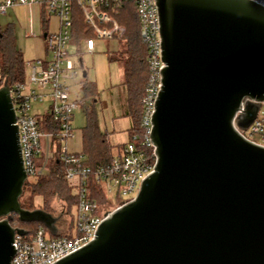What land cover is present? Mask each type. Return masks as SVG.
<instances>
[{
	"label": "water",
	"instance_id": "water-1",
	"mask_svg": "<svg viewBox=\"0 0 264 264\" xmlns=\"http://www.w3.org/2000/svg\"><path fill=\"white\" fill-rule=\"evenodd\" d=\"M162 88L154 172L95 238L56 264H264V147L246 130L264 101V7L251 0H156ZM86 77V73H84ZM247 101V102H246ZM24 168L10 85L0 88V264L12 215L57 235L60 217L22 209Z\"/></svg>",
	"mask_w": 264,
	"mask_h": 264
},
{
	"label": "built area",
	"instance_id": "built-area-1",
	"mask_svg": "<svg viewBox=\"0 0 264 264\" xmlns=\"http://www.w3.org/2000/svg\"><path fill=\"white\" fill-rule=\"evenodd\" d=\"M114 1L131 2L136 5L141 25L140 35L147 49L150 75L141 120L143 135L141 139L135 136L132 142L118 149L115 160L110 165L100 166L94 170L84 168L81 164L71 168L66 177L77 185L79 203L75 206L73 217L66 215L64 207H61V212L71 217V222L66 219L57 223L56 236L45 227H40L33 236L16 235L14 239L16 253L11 264H56L86 246L95 238L100 224L116 209L132 201L145 178L154 172L156 154L155 147L151 143V119L155 111L156 99L162 88L161 68L165 67L162 59L158 7L156 0H77V7L87 30L94 35V38L85 42V48L90 54L95 52L96 39H113L115 35L121 33L117 16L112 12L111 3ZM251 1L264 7V0ZM30 3H39L42 6L43 2L2 0L0 14H3L7 8ZM45 5L51 19L58 20L57 29L43 35L46 51L49 56L53 55V59L51 61L39 59L32 62V75L27 77L24 83L10 88L28 179L30 177L36 179L43 175L48 159L54 154L57 153L60 160L68 158V146H63L61 143H67L73 138L72 122L79 109L85 110L83 100H70L71 94L66 82L67 79H77L79 73L68 50L72 46L71 5L67 0H45ZM43 92L47 93L52 101L47 113H50L60 125L57 135L54 132H43L37 116L32 112L33 105L44 100ZM247 101L261 104L256 118L246 130L236 124V118L244 110L243 103L241 111L234 120L235 129L246 140L264 147V101L256 102L250 99ZM42 138L45 140V154L41 150ZM53 140L60 142L59 150H51ZM42 155L45 158L43 163L40 161ZM79 162L73 159V163ZM91 177L105 192L109 204H101L91 196V190L88 188Z\"/></svg>",
	"mask_w": 264,
	"mask_h": 264
},
{
	"label": "trees",
	"instance_id": "trees-1",
	"mask_svg": "<svg viewBox=\"0 0 264 264\" xmlns=\"http://www.w3.org/2000/svg\"><path fill=\"white\" fill-rule=\"evenodd\" d=\"M41 6V28L44 35L49 31L50 15L46 9L45 0ZM71 5V36L72 45L78 52L85 46L88 39L94 38V35L87 30L81 12L77 7V0H67ZM112 4V12L117 16L121 33L115 35L113 40L123 44L111 61L119 63L123 68V81L114 85L112 88L121 87L126 94V112L124 118L130 120L128 129V142L114 145L111 137L114 132L104 133L99 128L96 104L100 102V94L97 84L90 82L86 77L83 80L85 102L86 124L81 129L82 150L77 153H68L65 160L58 159L57 153L46 163V170L43 175L37 177L33 182H27L24 187L23 195L20 198L22 209L26 211L44 210L48 213H55L56 208L53 205L58 200L65 209V214L71 216L72 210L79 203L77 194V185L67 179L68 171L81 164L84 168L92 170L100 166H107L113 163L118 149L124 147L127 143L132 142L137 136L141 139L143 129L141 120L144 111V99L146 97L149 82V64L147 61V49L144 44L140 31L141 25L137 16V8L131 2H115ZM26 65L22 50L17 45L16 29L13 24L3 27L0 22V88L5 81L9 82L10 88L24 83L26 81ZM40 128L43 132L60 131L59 122L55 121L50 113L37 117ZM152 154V159H153ZM41 156V160H44ZM77 159L79 163H73ZM40 164V163H39ZM91 190V196L99 203L109 204L105 192L97 185L95 179L90 178L88 186ZM93 193V194H92ZM36 198L41 202L37 205ZM11 226L15 229L24 230L28 236H33L40 227V223L21 222L18 215L13 214Z\"/></svg>",
	"mask_w": 264,
	"mask_h": 264
},
{
	"label": "rangeland",
	"instance_id": "rangeland-1",
	"mask_svg": "<svg viewBox=\"0 0 264 264\" xmlns=\"http://www.w3.org/2000/svg\"><path fill=\"white\" fill-rule=\"evenodd\" d=\"M11 10L7 13L10 15ZM11 18V17H10ZM10 21L5 20V16L0 15V22L3 27H6L10 22L15 26V18L9 19ZM14 20V21H13ZM16 39L18 43V47L23 49L24 58L27 62L26 66V77L32 75V61L36 59H32L30 55L33 54L34 46L31 43L26 41L25 35L21 34V32H17ZM123 44L120 42V46L118 41L113 39H96V50L94 54H89L85 46L81 49V52H78L75 46L69 47V52L72 57L71 60L76 67L78 73V78L74 80L68 81V87L70 89L71 101H81L84 97L83 91V80L85 79L84 73H86V78L90 82H95L98 87V91L100 94V102L96 104V110L98 115V123L99 128L104 133H110L109 131H115V133L111 137V142L114 145L124 144L129 140L128 137V129L130 128V120L124 118L123 115L126 112V103L124 99L125 90L122 88L119 91H115L116 94L120 95L122 98L119 102V98L115 95V93H111L116 96V116L115 119L111 118L108 115V112L104 109L103 103L108 102V99H112L110 97V89L112 86L119 84L123 81V68L122 66L114 61H111V57H114L119 49H122ZM53 59V55L48 57V60L51 61ZM44 100L41 103H35L32 108V112L37 117L46 114L49 111V107L52 105V101L47 93L43 92ZM121 105V107H120ZM122 114V115H121ZM114 122V123H113ZM112 123V125H111ZM86 124V114L84 108L78 110L75 115V118L72 122L74 131L73 138L69 139L66 142H62L61 144L68 146V153H77L82 150V136L81 129ZM59 143L53 140V145L51 150L56 151L59 150ZM41 150L45 154V140L41 139ZM35 181V178L30 177L28 182ZM41 202L40 198H36V204L38 205ZM56 208V212L52 213L57 217V214L61 212L62 204L56 200L53 204ZM75 209L72 210L71 217L74 216ZM59 216V215H58ZM71 217H68V222H71Z\"/></svg>",
	"mask_w": 264,
	"mask_h": 264
},
{
	"label": "crops",
	"instance_id": "crops-1",
	"mask_svg": "<svg viewBox=\"0 0 264 264\" xmlns=\"http://www.w3.org/2000/svg\"><path fill=\"white\" fill-rule=\"evenodd\" d=\"M1 1L2 0H0V4H1ZM9 10H11L10 15L7 13ZM0 15L5 16L6 21H10L9 19L15 18L14 24H15V29H16V36H18L17 32H21L22 35L23 34L25 35L27 42H29V43H31V41L33 42L32 45L34 46V51H33V54L30 55V57L32 59H36V60L48 59L49 55L46 51L45 41H44V37L42 34V28H41V6L39 3H30L27 5H17L14 7H10V8H7L3 14H0ZM10 24H12V23L10 22ZM57 27H58V20L55 18L50 19L49 31L50 32L55 31L57 29ZM17 45H18V43H17ZM20 49L23 52V49L22 48H20ZM92 54H94V53H92ZM23 55H24V53H23ZM36 60H34V61H36ZM34 61H32V62H34ZM69 80L70 79L66 80L67 85H68ZM116 85H118V84H116ZM121 89H122L121 87L111 88L109 91H110V95H111L110 97H112V99H108V102H104L102 104L104 109L108 112L110 120L113 117H114L113 119H115V117H118L115 114L116 107H117L116 96L119 98V102H120L122 97L120 95L116 94L115 91H119ZM69 91H70V89H69ZM113 92L115 93L116 96L111 94ZM70 98H71V95H70ZM124 99H125V103H126L125 92H124ZM120 107H121V105H120ZM111 125H112V123H111ZM109 132L115 133V131H112V130Z\"/></svg>",
	"mask_w": 264,
	"mask_h": 264
},
{
	"label": "flooded vegetation",
	"instance_id": "flooded-vegetation-1",
	"mask_svg": "<svg viewBox=\"0 0 264 264\" xmlns=\"http://www.w3.org/2000/svg\"><path fill=\"white\" fill-rule=\"evenodd\" d=\"M58 215H59V217H60V220H59L60 223L63 222V220L68 219V217L65 216V215L63 214V212H60L59 214H57V216H58Z\"/></svg>",
	"mask_w": 264,
	"mask_h": 264
}]
</instances>
